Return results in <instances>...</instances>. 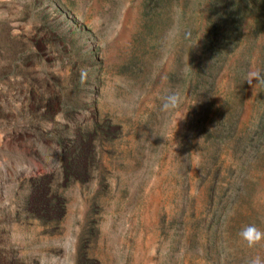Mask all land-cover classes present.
Here are the masks:
<instances>
[{
	"label": "rangeland",
	"instance_id": "1",
	"mask_svg": "<svg viewBox=\"0 0 264 264\" xmlns=\"http://www.w3.org/2000/svg\"><path fill=\"white\" fill-rule=\"evenodd\" d=\"M252 71L264 0H0V264L264 260Z\"/></svg>",
	"mask_w": 264,
	"mask_h": 264
},
{
	"label": "clouds",
	"instance_id": "2",
	"mask_svg": "<svg viewBox=\"0 0 264 264\" xmlns=\"http://www.w3.org/2000/svg\"><path fill=\"white\" fill-rule=\"evenodd\" d=\"M195 42L193 44H195ZM193 44H191V46ZM253 80L257 82L264 80V76H262L257 71L249 72L246 81H248L251 84ZM182 102H183L182 97L178 93L173 92L167 95L166 97H164V102L161 105V108L162 110L165 111H169V110L174 111L179 108V105ZM187 110L183 113L181 117H177V120L183 118ZM177 120H176V125H177ZM239 236L242 240H244L247 243L249 247H253L256 244L260 243L262 240H264V230H261L255 224H248L242 227V229L239 232ZM248 264H264V260H262L260 256H256L252 258L250 261H248Z\"/></svg>",
	"mask_w": 264,
	"mask_h": 264
}]
</instances>
